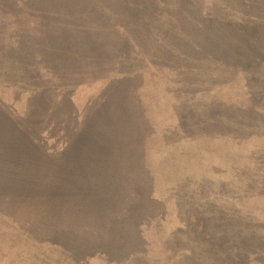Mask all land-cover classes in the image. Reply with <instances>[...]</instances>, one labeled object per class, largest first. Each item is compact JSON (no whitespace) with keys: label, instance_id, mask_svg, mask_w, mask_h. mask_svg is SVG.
Wrapping results in <instances>:
<instances>
[{"label":"rangeland","instance_id":"374dc122","mask_svg":"<svg viewBox=\"0 0 264 264\" xmlns=\"http://www.w3.org/2000/svg\"><path fill=\"white\" fill-rule=\"evenodd\" d=\"M217 23L264 0H0V264H264V50Z\"/></svg>","mask_w":264,"mask_h":264},{"label":"trees","instance_id":"16d2710c","mask_svg":"<svg viewBox=\"0 0 264 264\" xmlns=\"http://www.w3.org/2000/svg\"><path fill=\"white\" fill-rule=\"evenodd\" d=\"M210 25H213L211 22L209 23ZM234 26L230 25V24H218L217 23V26H214L213 29H212V34L210 35V33L208 34L210 37H208L209 41L211 40V42H209L210 46L209 48H211V50L213 51L214 55L215 56H218L217 53L215 52L217 49H219L223 55H220V56H227L228 52H230V54L233 56V52H235L236 50H239L240 52L238 53V55L240 53L242 54H246V55H249L250 52H244L242 51V49H252V48H256V47H261L263 48L262 50H264V43L260 42L259 44L256 43V39L254 40H250L249 36L248 37H242L241 35H238L239 37H235L236 35V32L234 29H236L235 27L232 28ZM242 28V27H241ZM246 29H250V31L252 33H254L257 28H246ZM250 34V33H249ZM27 42H29V39L27 40ZM70 42H68L69 44ZM235 51H234V50ZM215 50V51H214ZM259 62H262L264 64V58L261 60H258ZM257 61V62H258ZM100 111H96V113L94 112L93 114H90L87 116V119H86V124L89 125L90 122H97L99 123V125L101 124L102 126L100 127L101 129V132L102 133H107L110 131V127L109 128H103L104 127V123H103V120L106 121L110 126L111 125H114L112 124V120H113V117L111 116H108V118H104L105 115L103 114H106V112H103L102 115H99L98 117H101L100 119H96L97 118V115ZM2 113L0 111V117H1ZM2 122L6 123L7 125H11L13 121L11 120H1ZM11 123V124H10ZM94 125V124H93ZM11 126H14L13 124ZM84 128H81L79 131L80 133L76 134L78 136H80L81 134H85V133H88L89 130V126H86L85 124L83 125ZM22 135L23 134H20V138H22ZM25 137V135H24ZM75 137V136H74ZM81 137V136H80ZM33 138V137H32ZM77 138V136L75 137ZM34 140V138H33ZM239 140V139H238ZM238 142V141H237ZM227 144V143H226ZM106 145H103L101 147L105 148L106 149V152H105V158H108L109 156V147L110 146H106ZM232 147H235L234 145H232ZM63 152L62 154L64 155V157L68 160H71L72 162H69L67 163L69 167H72L73 168V172L74 174L78 173V170H80L83 166H82V161L79 160V158H81L83 156V152L85 150H90L91 148L90 147H86V148H83L82 145H79L77 144L76 146H66V148L64 147L63 148ZM98 149V148H97ZM112 150V149H111ZM229 150L231 151V153L235 152L234 149H232L231 147L229 148ZM95 156H99V155H96ZM70 158V159H69ZM102 168H99L98 170L103 172V175H107L105 173V170H101ZM82 171V170H81ZM80 172V171H79ZM81 174V173H80Z\"/></svg>","mask_w":264,"mask_h":264}]
</instances>
